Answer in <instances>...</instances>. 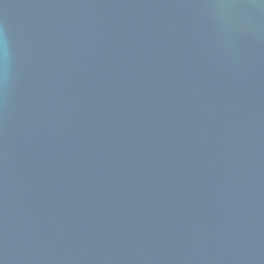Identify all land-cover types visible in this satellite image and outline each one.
Segmentation results:
<instances>
[{"label": "water", "instance_id": "water-1", "mask_svg": "<svg viewBox=\"0 0 264 264\" xmlns=\"http://www.w3.org/2000/svg\"><path fill=\"white\" fill-rule=\"evenodd\" d=\"M0 264H264V0H0Z\"/></svg>", "mask_w": 264, "mask_h": 264}]
</instances>
